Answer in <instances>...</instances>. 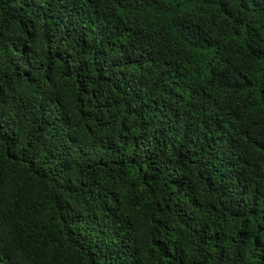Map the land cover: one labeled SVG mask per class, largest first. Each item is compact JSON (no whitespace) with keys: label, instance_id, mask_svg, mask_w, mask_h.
I'll list each match as a JSON object with an SVG mask.
<instances>
[{"label":"trees","instance_id":"obj_1","mask_svg":"<svg viewBox=\"0 0 264 264\" xmlns=\"http://www.w3.org/2000/svg\"><path fill=\"white\" fill-rule=\"evenodd\" d=\"M0 264H264V0H0Z\"/></svg>","mask_w":264,"mask_h":264}]
</instances>
